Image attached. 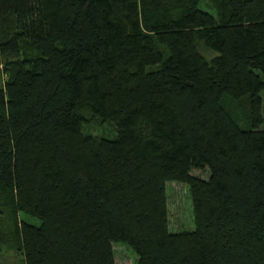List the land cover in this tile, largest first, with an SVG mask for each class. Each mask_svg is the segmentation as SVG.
<instances>
[{
  "label": "trees",
  "instance_id": "16d2710c",
  "mask_svg": "<svg viewBox=\"0 0 264 264\" xmlns=\"http://www.w3.org/2000/svg\"><path fill=\"white\" fill-rule=\"evenodd\" d=\"M202 1L0 0V250L264 264V0ZM171 181L192 230H169Z\"/></svg>",
  "mask_w": 264,
  "mask_h": 264
},
{
  "label": "rangeland",
  "instance_id": "374dc122",
  "mask_svg": "<svg viewBox=\"0 0 264 264\" xmlns=\"http://www.w3.org/2000/svg\"><path fill=\"white\" fill-rule=\"evenodd\" d=\"M202 9L212 11V5L209 1L203 0L200 5ZM214 13V10L212 11ZM264 96V95H263ZM94 132L99 135H105L111 137L114 135V130L111 125L104 124L102 126H95L92 128ZM192 175L207 178L209 172L207 169H193L190 172ZM166 195L168 205V219H169V230L171 232H179L185 230H192L194 228L192 204L188 187L183 183L175 181L166 183ZM0 198V232L9 233L12 229V222L9 218L1 212L2 204ZM20 220H27L35 225L40 224V219L24 214H19ZM115 251V262L116 264H134L136 256L131 250L124 244H115L113 246ZM0 264H24L22 257L12 247L5 245L1 246L0 250Z\"/></svg>",
  "mask_w": 264,
  "mask_h": 264
}]
</instances>
